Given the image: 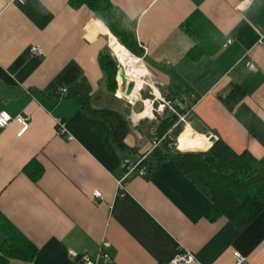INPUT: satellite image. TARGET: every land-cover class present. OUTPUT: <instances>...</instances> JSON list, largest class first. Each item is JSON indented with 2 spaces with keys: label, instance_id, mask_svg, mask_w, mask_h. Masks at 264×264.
<instances>
[{
  "label": "crops",
  "instance_id": "1",
  "mask_svg": "<svg viewBox=\"0 0 264 264\" xmlns=\"http://www.w3.org/2000/svg\"><path fill=\"white\" fill-rule=\"evenodd\" d=\"M7 1L0 0V112L29 118V127L22 135L16 120L0 127V214L37 252L6 264H77L71 252L95 255L105 240L110 259L101 264H173L180 251L194 255L192 264H235V252L248 264H264V210L239 227L169 160L126 177L110 126L78 97L61 94L86 81L93 108L132 120L125 139L131 155L147 151L155 127L148 121L149 136L141 141L145 118L121 101L122 67L110 40L120 42L106 23L70 0ZM108 2L132 22L139 59L165 98L185 107L186 122L170 129L178 142L172 151L206 152L222 140L264 159V0ZM229 37L233 43L224 48ZM33 46L42 54L31 55ZM106 51L119 63L115 94L100 64ZM232 85L245 96L229 105L223 98ZM177 90L184 95L172 100ZM57 119L66 122L65 134H57ZM32 159L42 166L37 182L23 171ZM4 239L0 228V249Z\"/></svg>",
  "mask_w": 264,
  "mask_h": 264
},
{
  "label": "trees",
  "instance_id": "2",
  "mask_svg": "<svg viewBox=\"0 0 264 264\" xmlns=\"http://www.w3.org/2000/svg\"><path fill=\"white\" fill-rule=\"evenodd\" d=\"M70 2L86 4L106 23L123 47L137 58H142L132 22L108 0H70ZM100 64L107 76L108 89L115 94L118 89L119 63L110 51H106L100 56ZM144 64L148 68L146 60ZM89 91V86L83 80L63 96L78 97L86 112L104 120L110 126L111 139L116 148L123 153L124 158H138L139 156L131 155L134 151L125 143L130 131V122L126 114L109 108H93L90 104ZM142 94L144 99L151 97L146 91ZM183 95L177 90L172 91L169 97L175 100ZM244 96L245 92L241 87L232 85L231 91L223 100L229 105H234ZM177 120V114L166 108L164 114L153 121V126L157 134L163 136ZM169 140L168 137L166 141ZM148 151L149 147L141 155L149 154L145 163L150 170L158 167L164 160L171 161L205 191L212 201L213 209H217L239 227L249 225L264 210V159H256L247 151L237 153L222 140L215 141L206 152H173L166 143H162L151 152ZM23 171L37 182L41 176L42 166L36 159H32ZM0 228L5 233L0 249V264H6L10 259L31 260L34 258L37 246L9 221H6L1 214Z\"/></svg>",
  "mask_w": 264,
  "mask_h": 264
},
{
  "label": "built area",
  "instance_id": "3",
  "mask_svg": "<svg viewBox=\"0 0 264 264\" xmlns=\"http://www.w3.org/2000/svg\"><path fill=\"white\" fill-rule=\"evenodd\" d=\"M15 1H17L19 3H24L26 0H9V1H7L6 5H9ZM232 43H233V38L232 37L227 38V40L224 44V48L231 45ZM29 52L31 55H40V54H42V49L40 47L33 46L30 48ZM246 66L250 69H253L255 67L254 64L250 61L246 62ZM158 83H159L158 86H162L161 82L158 81ZM67 91H68L67 88H62L60 92H61V94H66ZM155 95H156V93H155ZM124 96L128 98V96L126 94H124ZM156 97H157V99L159 98L162 102L159 105V110L164 112V110L166 108H168L172 112L176 113L172 107V101H170L166 98H163L160 94H159V96L156 95ZM154 102H155V100H153V102L151 103L152 106H153ZM154 109L155 108H153V111H154ZM177 116H178V120L174 124L173 127H175L179 123H185L186 122V117H187L186 113L177 114ZM13 120H16L22 126L21 130L18 133L19 135H22L29 127V123H28L29 118L23 117V116H17L14 118L6 111L0 112V127H2V128L7 127ZM56 130H57L58 135L65 134L66 130H67L66 129V122L62 119H57L56 120ZM170 133H171V130L167 134H165L163 136H159L154 128L150 129L149 151L148 152H151L152 150H154L155 148L160 146L162 143H166L167 147H169L170 149L178 148L177 140L171 139ZM168 137L170 138V140L166 141ZM146 159H147V154L141 155L136 159H133L130 157H125L123 160V164H124V167L126 170V177L131 173H137L138 175H141V176L145 175L149 170V168L147 167V165L145 163ZM119 187L121 189H124L123 181L119 183ZM95 196L100 197L101 193L99 191H96ZM109 245H110V243L108 241H106V240L103 241L101 243L99 249H98V252L95 255H91L89 253H83L80 255V254H77L75 252H71L70 255L77 262V264L107 263L109 261L110 257H109V254L106 252V248H108ZM234 260H235V264H248V260L243 255H241L239 252L234 253ZM172 262H173V264H192L195 262V257L189 251H180L176 255V257L173 259Z\"/></svg>",
  "mask_w": 264,
  "mask_h": 264
},
{
  "label": "rangeland",
  "instance_id": "4",
  "mask_svg": "<svg viewBox=\"0 0 264 264\" xmlns=\"http://www.w3.org/2000/svg\"><path fill=\"white\" fill-rule=\"evenodd\" d=\"M121 69L124 72H126V68H124L123 66H122ZM146 70L148 72L147 83L143 86V88H139V89H137V92L133 93L134 92L133 91L131 94L127 93V81H130L132 79H131V77L128 76V74L126 72V76L128 77V80H126V82H124V84L122 86V92H125V93H122V97H121V101H122V103L124 105L132 106V108H134L136 110V112H139V113L141 111H143L146 106H150L151 107V105H152L151 103L153 102V100H155V102L153 104V108H155L154 111H153V115H152V107H151V116H144L146 118L144 119V121L142 120L144 122V126H143L144 127V131L147 134V136L145 135L146 137L143 136V137L146 138V139H142L141 140L143 142H144V140L147 141V137L149 136V123H148V121H155L158 116L160 117V116H162L164 114V112L159 110V105L162 102H161V100L159 98L157 99L156 95L159 96V94H160L163 98H165V95H166V91L164 90V88L162 86H158L159 85V83H158L159 80L155 77V75L152 73V71L149 68H147ZM120 81H121V79H120ZM154 87H155V89H154ZM139 90H141V91H139ZM156 90H158L159 94L156 92ZM143 91H146L148 94L151 95V97L144 99L143 98L144 96L142 94ZM155 93H156V95H155ZM124 94H126L128 96V98L125 97ZM148 117H151V118H148ZM128 119H129V121H130V123L132 125L133 122L130 119V117ZM179 130L180 129H177V131H179ZM148 139H149V137H148Z\"/></svg>",
  "mask_w": 264,
  "mask_h": 264
},
{
  "label": "bare ground",
  "instance_id": "5",
  "mask_svg": "<svg viewBox=\"0 0 264 264\" xmlns=\"http://www.w3.org/2000/svg\"><path fill=\"white\" fill-rule=\"evenodd\" d=\"M115 39L116 38L112 36L110 40L111 49L115 54L114 56H116L119 60L121 66L126 68L128 76L131 77L134 82H136V86L133 90V93H135L137 92V89L143 88V86L147 83L148 72L146 70V66L144 65L141 59L133 56L125 47L119 44ZM156 92L158 93V90H156ZM151 107L153 115V106L151 105ZM151 107L146 106L142 112L137 114V117L146 118L144 116H151Z\"/></svg>",
  "mask_w": 264,
  "mask_h": 264
},
{
  "label": "water",
  "instance_id": "6",
  "mask_svg": "<svg viewBox=\"0 0 264 264\" xmlns=\"http://www.w3.org/2000/svg\"><path fill=\"white\" fill-rule=\"evenodd\" d=\"M119 77L121 78L122 82H126V80H128V77L126 76V72H124L122 69L119 70ZM135 86H136V82H134L133 80L127 81V93L131 94ZM181 103L182 102L180 101V99H177L172 104V107L177 114H182L185 108L184 105L183 106L181 105Z\"/></svg>",
  "mask_w": 264,
  "mask_h": 264
}]
</instances>
